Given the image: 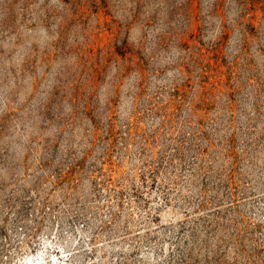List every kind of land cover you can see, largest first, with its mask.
Instances as JSON below:
<instances>
[{
    "label": "rangeland",
    "instance_id": "1",
    "mask_svg": "<svg viewBox=\"0 0 264 264\" xmlns=\"http://www.w3.org/2000/svg\"><path fill=\"white\" fill-rule=\"evenodd\" d=\"M113 8L121 12L120 0ZM133 9L138 12L139 5L132 3ZM51 15L46 13L48 20ZM73 15L80 20L74 36H83L82 43L68 39L67 27L54 33L44 21L31 25L23 39L0 46V206L27 215L32 192L44 189L60 198L65 185L79 186L86 198L83 204L77 199L72 227L57 244L21 243L27 240L23 225L0 227V264H264V196L258 195L264 184L253 185L232 158L244 136L247 148L255 145L258 153L264 127L257 122L246 131L247 122L239 121L243 112L234 98L246 82L245 70L233 63L234 49L203 46L194 27L180 48L159 57L166 67L176 52L199 48L193 72L184 68L187 79L152 88L138 71H129L124 98L109 101L108 135L91 148L73 150L77 167L61 172L65 154L63 134L55 130L56 100L60 111L77 103L84 81L98 79L97 61L126 59L130 68L141 63L135 47L139 25L129 29L125 43L131 46L125 50L111 44L123 27L112 11L101 12L94 0H77ZM209 27L215 40L220 33ZM169 71L161 68L157 79ZM173 164L179 178L163 183L161 175L168 179Z\"/></svg>",
    "mask_w": 264,
    "mask_h": 264
},
{
    "label": "clouds",
    "instance_id": "2",
    "mask_svg": "<svg viewBox=\"0 0 264 264\" xmlns=\"http://www.w3.org/2000/svg\"><path fill=\"white\" fill-rule=\"evenodd\" d=\"M94 2L101 12L112 11L113 16L123 25L114 34L112 46L126 50L131 46L125 43L129 29L133 25L140 26L142 35L135 47L139 50L141 63L136 68H130L126 59H111L104 63L97 61L98 79L90 76L84 81V91L77 103L60 111L57 105H61V100H56L52 112L58 122L55 130L63 134L59 139L65 154L60 163L61 172L77 167V157L72 154L73 150L79 152L84 147L91 148L94 144L103 142V138L108 135L111 114L109 101L116 104L124 98V84L129 71H138L145 86L151 85L152 88L157 85L170 88L188 78L184 68L193 72V65L197 63L193 54L198 56L199 48L176 52L171 55L166 67L160 64L159 57L162 52L180 48V40L188 39L194 27L199 29L195 40L200 41L203 46L212 50L234 49L233 63L245 70L243 79L246 82V88L234 98L243 112L239 115V121L241 124L247 122L246 131L251 129V124L257 122L264 127V0H132V3L139 5L138 12L135 9L129 11L132 9L129 0H120V13L113 8L115 0ZM193 2L197 7H191ZM76 3L77 0H70L68 4L57 3V0H48L47 3L46 0H0V46L8 47L17 39H23L31 25H39L44 21L52 25L54 33L67 27L68 39L74 43H82L83 36L79 40L74 36L75 28L80 25L78 16L73 15ZM105 4L108 5L107 9ZM46 13L52 14L51 20H48ZM210 24L220 33L215 40L210 34ZM127 55L125 51V57ZM161 68L170 71L162 80H158ZM106 90H110L108 99H105ZM136 103L133 98L130 112L135 110ZM236 132L238 137L243 135L239 128ZM247 138L244 136L240 139L239 146L232 153V158L236 161L233 166L239 167L241 175L252 180L253 185L257 181L264 184V145H261L257 153L255 145L247 148L244 144ZM207 163L211 164L212 161L207 160ZM51 164L53 167L57 164L55 153ZM172 170L177 172V176L171 175ZM179 176V166L173 164L168 169V179L163 174L160 179L163 183H170ZM47 187L45 185V189ZM63 187L64 195L60 198L55 194L49 196L44 189L32 192L28 199H35L29 206L31 210L27 215L18 216L16 209L0 206V227L11 230L14 226L23 225L20 231L27 236V240L22 237L21 243L36 246L43 239L57 244L59 238L68 235L72 227L69 221L75 215L74 209L78 207L77 199L83 204L86 198L79 186ZM249 188L257 190L251 185ZM258 195L264 196V188L258 190ZM260 246L264 247V243Z\"/></svg>",
    "mask_w": 264,
    "mask_h": 264
}]
</instances>
